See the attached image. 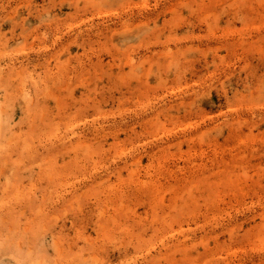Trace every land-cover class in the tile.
<instances>
[{
    "label": "rangeland",
    "instance_id": "374dc122",
    "mask_svg": "<svg viewBox=\"0 0 264 264\" xmlns=\"http://www.w3.org/2000/svg\"><path fill=\"white\" fill-rule=\"evenodd\" d=\"M0 264H264V0H0Z\"/></svg>",
    "mask_w": 264,
    "mask_h": 264
}]
</instances>
